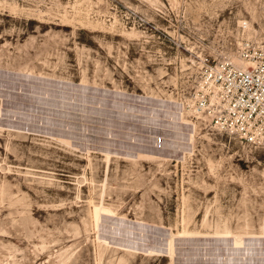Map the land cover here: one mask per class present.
Here are the masks:
<instances>
[{
	"label": "rangeland",
	"instance_id": "obj_1",
	"mask_svg": "<svg viewBox=\"0 0 264 264\" xmlns=\"http://www.w3.org/2000/svg\"><path fill=\"white\" fill-rule=\"evenodd\" d=\"M264 0L0 2V264H264V145L197 120L187 57Z\"/></svg>",
	"mask_w": 264,
	"mask_h": 264
},
{
	"label": "built area",
	"instance_id": "obj_2",
	"mask_svg": "<svg viewBox=\"0 0 264 264\" xmlns=\"http://www.w3.org/2000/svg\"><path fill=\"white\" fill-rule=\"evenodd\" d=\"M32 0H0L28 5ZM239 23V40L219 50V33L187 57L190 94L181 102L194 118L250 147L264 145V44Z\"/></svg>",
	"mask_w": 264,
	"mask_h": 264
},
{
	"label": "bare ground",
	"instance_id": "obj_3",
	"mask_svg": "<svg viewBox=\"0 0 264 264\" xmlns=\"http://www.w3.org/2000/svg\"><path fill=\"white\" fill-rule=\"evenodd\" d=\"M212 129L216 130V131H219L220 133H223L221 132L220 130H217L215 127L211 126Z\"/></svg>",
	"mask_w": 264,
	"mask_h": 264
}]
</instances>
